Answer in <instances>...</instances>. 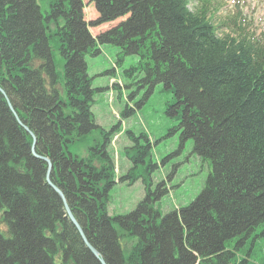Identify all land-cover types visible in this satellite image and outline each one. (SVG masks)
<instances>
[{"label":"trees","instance_id":"trees-1","mask_svg":"<svg viewBox=\"0 0 264 264\" xmlns=\"http://www.w3.org/2000/svg\"><path fill=\"white\" fill-rule=\"evenodd\" d=\"M39 1L0 0V264H101L20 123L105 264H264L257 240L264 237V45L240 32L218 36L212 18L189 10V0H93L98 17L89 22L83 0H48L45 13ZM119 17L126 19L91 35L89 26ZM102 44L117 47V64L138 57L123 71L133 80L126 87L171 90L166 113L178 120L181 144L191 139L211 165L187 206L162 214L158 203L168 192L164 181L152 188V145L146 133L126 130L130 167L119 181L140 179L145 193L130 212L109 215L118 126L95 123L86 63ZM133 112L127 107L121 116ZM77 144L86 145L83 156L72 153ZM124 241L131 242L127 256Z\"/></svg>","mask_w":264,"mask_h":264},{"label":"rangeland","instance_id":"rangeland-1","mask_svg":"<svg viewBox=\"0 0 264 264\" xmlns=\"http://www.w3.org/2000/svg\"><path fill=\"white\" fill-rule=\"evenodd\" d=\"M84 17L87 21L93 20L97 16L91 0H83ZM209 4L206 10L213 15L214 25L227 15L228 11L235 5L234 0H206ZM201 0H191L189 8L194 10L201 5ZM240 3L246 14L253 19L255 30L264 31V0H241ZM42 13L48 10V0L39 1ZM123 18L90 28L93 36L101 31L116 25ZM228 31L227 28L224 29ZM218 32H220L218 30ZM49 34V33H48ZM56 38V37H54ZM50 47L54 54L56 69L60 76L63 74V59L59 55L56 43L50 38ZM100 53L86 56L87 71L91 78L92 87L96 90L93 97L91 111L96 124L109 130L121 120V127L131 128L136 135L145 131L154 142L152 146L153 161L158 164L152 175V188L161 181H165L170 188L167 195H164L158 208L162 214L173 211L178 207L187 206L202 191L207 176L210 172L208 161H204L193 151V141L186 140L183 144L180 141V130L174 131L178 125L175 117L166 113L167 104L173 103L174 95L170 89L163 84L154 86L151 92L145 87H140L138 83L124 88L122 97L117 99V91L110 90V78L116 76L123 82H133L123 76V71L132 66H136L138 57L127 55L121 62H118V49L111 44L98 45ZM115 70V75L111 73ZM110 94L111 103L109 101ZM127 106L134 109V114L128 118H119V113ZM128 145L125 134L119 135L114 142V159L118 175L125 174L130 166L128 159L123 153V147ZM120 146V147H119ZM85 144H77L71 148L72 153H86ZM144 186L139 179L131 185L118 182L109 193L108 213L110 215L125 214L135 208L137 203L144 197ZM260 242L259 252L264 253V237L257 239ZM124 256H127L123 243ZM129 246V245H127Z\"/></svg>","mask_w":264,"mask_h":264},{"label":"water","instance_id":"water-1","mask_svg":"<svg viewBox=\"0 0 264 264\" xmlns=\"http://www.w3.org/2000/svg\"><path fill=\"white\" fill-rule=\"evenodd\" d=\"M0 91L4 94V92H3V90L0 88ZM5 95V94H4ZM7 101H8V99H7ZM8 104H9V106H10V108L12 109V111L14 112V110H13V107L11 106V104H10V102L8 101ZM14 114L16 115V113L14 112ZM19 122H20V120H19ZM23 127H24V129L32 136V138H33V143H32V152H33V154L36 156V157H39V158H41L42 160H44L46 163H47V172H46V181H47V183L52 187V189L54 190V191H56L57 192V194L62 198V200H63V204H64V206H65V211H66V214H67V216L69 217V219L72 221V223L76 226V228L78 229V231H79V233H80V235H81V237H82V239H83V241L85 242V244H86V246L88 247V249L93 253V255L95 256V257H97L98 259H99V261H100V263L101 264H105V262L102 260V259H100L99 258V255H98V252L88 243V241L86 240V238H85V236H84V234H83V232H82V230H81V228H80V226L77 224V222L75 221V219H74V217H73V215H72V213H71V211H70V209L68 208V206H67V204H66V202H65V199H64V197H63V194L61 193V191L51 182V180H50V173H51V170H52V164H51V162L49 161V159L48 158H46V157H42V156H38L36 153H35V150H34V147H35V141H36V139H35V137H34V135H33V133L24 125V124H22V123H20Z\"/></svg>","mask_w":264,"mask_h":264},{"label":"bare ground","instance_id":"bare-ground-1","mask_svg":"<svg viewBox=\"0 0 264 264\" xmlns=\"http://www.w3.org/2000/svg\"><path fill=\"white\" fill-rule=\"evenodd\" d=\"M136 182V181H135Z\"/></svg>","mask_w":264,"mask_h":264}]
</instances>
